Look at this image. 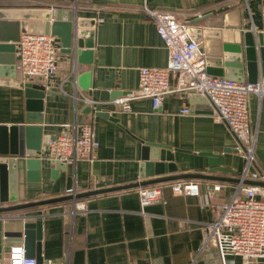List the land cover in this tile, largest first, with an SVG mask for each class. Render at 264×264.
Segmentation results:
<instances>
[{
    "label": "crops",
    "instance_id": "obj_1",
    "mask_svg": "<svg viewBox=\"0 0 264 264\" xmlns=\"http://www.w3.org/2000/svg\"><path fill=\"white\" fill-rule=\"evenodd\" d=\"M262 1L0 0V9H47L60 21L74 15L91 22L92 31L90 66L77 64L54 37V75L45 84L38 79L25 83L42 86L41 99L26 97L25 84L19 82L14 46V79L1 80L0 85V161L10 157L8 129L12 127L38 128L42 137L53 138L65 124H71L73 130L79 124H88L98 143L92 162L66 164L65 170L54 176L50 175L49 160L40 158L44 147L33 158L39 160V168L26 170V159L14 158L15 182L8 170L0 172V199L7 201L14 196L16 201L0 203V207L170 175L202 173L222 179L180 180L198 182L200 197L174 195L170 185L179 181L155 184L161 186L160 199L145 208L140 207L136 191L154 185L78 200L83 204L80 211L70 201H64L2 214L11 230L19 229L22 223L40 222L42 264L48 259L54 264H221L216 247L205 242L204 234L207 225L218 216L216 207L233 195V181H239L245 167L244 158L236 151L234 136L224 123L214 122L208 105L205 108L192 102L195 108L191 111L190 94L171 93L157 110L152 109L150 100L141 99L130 103L129 112H121L112 101L136 88L139 68H164L168 62L167 50L154 22L143 13V6L176 14L189 27H204V22L191 24L204 15H232L230 25L208 29L220 33L222 44L235 45L242 44L246 32L264 33ZM234 13L238 26H234ZM201 49L205 56L202 45ZM85 73L89 77L80 78L78 85L76 80ZM248 77L245 65L244 82H248ZM261 77L258 71L257 80ZM86 85L89 88L83 90ZM83 98L94 106L102 103L101 109L114 113V118L109 121L92 112L82 113L90 108ZM184 107L189 109V115H180ZM249 120L251 131L256 134V165L250 171H264V99L259 102L256 96L250 97ZM142 143L170 147L178 172L139 179ZM207 154L222 159L227 172L207 173ZM214 184L221 185L220 192H212L206 200V192ZM15 244L21 242L4 244L1 264H7L8 250ZM231 259L233 264H242L239 257Z\"/></svg>",
    "mask_w": 264,
    "mask_h": 264
},
{
    "label": "built area",
    "instance_id": "obj_2",
    "mask_svg": "<svg viewBox=\"0 0 264 264\" xmlns=\"http://www.w3.org/2000/svg\"><path fill=\"white\" fill-rule=\"evenodd\" d=\"M142 11L154 22L156 33L167 50L168 62L164 68H139L136 88L114 99L112 104L121 112H129L130 103L141 99L150 100L152 109L157 110L171 93L201 95L206 99L213 119L224 123L236 139V151L244 158L245 167L231 198L216 207L218 216L207 225L205 242L214 244L221 264H233L232 257H239L242 264L264 261V187L243 184L246 180L264 184V171H250L256 165V134L251 131L249 120V99L251 96H256L259 102L264 99V78L255 83H239L209 75L200 43L190 38L187 24L173 13L145 6ZM15 47L21 84L32 79L45 84L52 78L57 61L54 37L22 34ZM83 102L93 109L94 103L86 98ZM179 113L189 115L190 111L184 107ZM72 127L71 124L63 125L61 132L48 141L40 158L64 164L92 162L98 143L91 126L79 124L74 130ZM245 146L249 147L248 153L244 152ZM170 189L174 195L186 197L202 194L196 181L174 182ZM220 189V184L208 188L206 200ZM136 193L140 207L145 208L160 199L161 186L140 188ZM72 206L75 210H83L80 202ZM7 264H35V260L25 255L22 244H15L9 248ZM43 264L54 262L48 259Z\"/></svg>",
    "mask_w": 264,
    "mask_h": 264
},
{
    "label": "water",
    "instance_id": "obj_3",
    "mask_svg": "<svg viewBox=\"0 0 264 264\" xmlns=\"http://www.w3.org/2000/svg\"><path fill=\"white\" fill-rule=\"evenodd\" d=\"M261 6L264 29V0ZM231 16L221 15L213 17L212 14H208L198 17L191 21V24L195 25L204 22V27H190L188 31L189 36L192 40L201 42L200 46L202 45L205 50L206 71L209 75L224 77L228 80L242 83L244 82L243 68L246 65L249 74L248 82L255 83L258 78V71L264 77V33L260 32L254 35L252 32H246L243 34L242 44L231 45L222 44L220 42V33L208 29L222 28L225 25H230ZM234 17L236 18L234 26H238L236 13H234ZM22 34L50 35L55 37L59 39L61 48L66 50L65 53L70 54L77 64L91 65L89 59L90 49H92L91 22L76 18L74 15H70L66 21H60L57 19L56 14L49 12L47 9H0V85L3 84L1 80L7 79L12 81L14 79V46ZM3 65H8V67H4ZM6 71L9 73H6ZM88 77V73H85L82 77H78L76 80L77 84L79 85L81 79L83 80ZM23 87L26 97L42 98V86L25 84ZM82 88L83 90H87L89 86ZM188 98L190 100L191 111L195 108L192 102L203 104L205 108L207 106L206 99L201 95L190 94ZM101 104H96L93 109L86 107L82 113L89 114L92 112L94 116L111 121L114 118V113L102 110ZM8 130L10 137L8 155L10 157L9 159L0 161V172L8 170L7 172L12 175V180L15 182L14 158H25L24 167L26 170L33 167L39 168V160H33V158L40 151V148L45 147L52 138L42 137L40 129L33 127H24L23 130H16L12 127ZM171 150L170 147L162 145L142 143L137 171L138 178L142 179L177 173L178 167L174 163L173 156L170 153ZM207 156L209 157L207 173L227 172V169L223 167L222 159L212 154H207ZM48 165L52 166V170H50L51 176H54L57 171L65 170L66 167L64 163L51 160H49ZM180 180L222 181L219 177H211L202 173L178 174L78 194L73 193L65 197L0 207V264L3 257L2 249L5 247L4 244L15 241L21 242L25 255L33 257L35 264H42L39 242L40 222L22 223L19 229L11 230L7 229L11 224L7 219L1 217L2 214L64 201L74 203L93 196ZM233 182L239 183L238 180H234ZM243 184L264 187V184L260 182L244 181ZM15 201L14 196L9 197L7 201L0 199V203Z\"/></svg>",
    "mask_w": 264,
    "mask_h": 264
},
{
    "label": "rangeland",
    "instance_id": "obj_4",
    "mask_svg": "<svg viewBox=\"0 0 264 264\" xmlns=\"http://www.w3.org/2000/svg\"><path fill=\"white\" fill-rule=\"evenodd\" d=\"M213 120H214V119H213ZM214 122H215V123H221V122H218V121H215V120H214ZM243 149H244V152H247V153H248L247 149H249V147L245 146ZM255 158H256V157H255Z\"/></svg>",
    "mask_w": 264,
    "mask_h": 264
}]
</instances>
